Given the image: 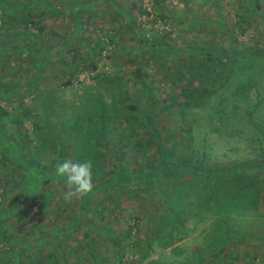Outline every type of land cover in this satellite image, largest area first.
Here are the masks:
<instances>
[{"label": "rangeland", "instance_id": "1", "mask_svg": "<svg viewBox=\"0 0 264 264\" xmlns=\"http://www.w3.org/2000/svg\"><path fill=\"white\" fill-rule=\"evenodd\" d=\"M40 1L45 3L40 10H46L40 13L44 31L33 25L28 30L23 20L4 21L3 6L0 7V26L7 22L10 39L24 33L23 39L15 40L29 48L0 49V107L11 113L0 114L7 118L3 136L7 141L11 136L23 139L21 132L25 129L11 118L22 105L32 111L31 117L25 119L27 135L35 136L37 131L40 135L35 154L18 149L24 165L36 167L40 174L52 165L79 159L81 154L74 141L85 132L86 125L80 128L83 123L94 116L92 105L99 108L100 102L108 110L116 106L122 109L115 115L117 121L103 116L108 123L103 143H94L91 136L80 139L85 144L81 148L84 155L76 161H92L93 189L71 203L63 198L64 181L53 176L39 192L34 191L28 183L32 170L21 168L22 161L15 156L5 157L0 152V259L7 264H22L19 261L28 259L23 264H195L202 254L207 257L203 259L206 264H264V168H259L264 155V69L257 72L258 81L244 94L233 93V89L251 70L242 72L235 66L228 80L220 85L227 76V49L264 46V0H257V8L255 0H162L154 3L155 7L154 0ZM115 1L123 5L125 13L119 11ZM83 2H90V8L78 20L67 4ZM133 3H141L150 12H140ZM133 22L140 23L143 31L138 26L130 27ZM108 33L120 40L116 48L123 43L131 48L130 52L105 56L103 50L101 57L93 58V45L104 42ZM149 33L162 38L163 48L158 53L148 49L145 42L138 43ZM106 47L114 46L109 43ZM193 50L194 63L199 58L205 69L216 68L219 72L204 74L197 68L193 71L218 90L203 104L190 103L187 107L184 105L189 102L180 91L189 86V70L183 67V76L179 77L175 65L176 56L185 62ZM46 51L49 58L45 60ZM74 52L81 55L78 66H86L72 73L77 67L71 62ZM255 61L257 67H264V58ZM139 65L147 71L144 77L131 74ZM193 81L192 87L198 83L195 77ZM152 95L158 96L157 102L146 104ZM257 100L261 102L254 107ZM131 101L137 103L139 112H152L155 126L141 114L125 111L122 103ZM44 102L46 119L43 126H38L42 121L38 110ZM216 108L224 110L221 120L217 116L209 120V112ZM75 110L82 115L78 130L72 127ZM33 117L38 119L37 124ZM94 121L100 119L94 117ZM139 138L143 143L134 149ZM158 141L172 147L174 155H181L182 160L169 157V169L159 179L134 182L118 176L115 182L105 183L117 160L126 169H136L149 161L159 164L162 154ZM187 159H201L199 163L204 168L233 164L236 172H242L241 163L248 159L249 167L236 177L245 178L250 190L257 191V205L245 199L244 208L226 213L217 205L224 202L231 188L218 183L215 174L193 173L185 167ZM103 170L108 174H102ZM178 185L184 194H179ZM239 192L243 193L241 186ZM206 196L211 201L200 205ZM24 198L27 203L36 201L33 212L15 211L6 217L4 209L20 207ZM43 200L49 202L45 204ZM106 229L113 232L111 235L119 244ZM165 233L171 236V243L166 246L160 243ZM54 240L60 242L59 254L64 255V260L60 256L57 262L49 263ZM145 249L148 254L141 258ZM96 257L101 259L95 263Z\"/></svg>", "mask_w": 264, "mask_h": 264}, {"label": "trees", "instance_id": "2", "mask_svg": "<svg viewBox=\"0 0 264 264\" xmlns=\"http://www.w3.org/2000/svg\"><path fill=\"white\" fill-rule=\"evenodd\" d=\"M162 0H154L153 2V6L155 7L154 3L159 2ZM91 2V1H90ZM90 2L88 4H84V2L82 4H76L73 5L72 3L67 4V8H69L70 11H73L74 13H76V18L79 20L80 15L83 11L87 10L90 8ZM45 4L44 2H41L40 0H19V1H12L9 2L7 0H0V7H2V13L1 15L3 16V20L7 22L9 21H21L23 20L24 22V26H27L28 30H31V25H33V27L35 26L38 31H44V26L41 23L40 20V13H44L45 11H41L40 10V5ZM115 5H117V7L119 8V11L122 13H125L123 5L118 3L117 1L114 2ZM79 5V6H78ZM52 5L48 4V7H51ZM74 6H78L77 9L74 8ZM255 8H257V6H259L257 0H255ZM138 8L140 10V12H147L149 13L150 11L144 7L143 5L138 4L136 5V3H133V8ZM38 14H39V18H38ZM127 14V13H126ZM33 15V17L31 16ZM8 17V19H7ZM130 17V16H129ZM131 20V19H130ZM1 25V31L2 32L0 34V49H10V48H18L21 51L25 50L28 51L29 48L27 45H25V43L23 42V44H18L16 43V40H21L23 39V35L24 33H22V36H16L15 34V39H10L9 37L11 36V33L9 32L11 30V28L7 25ZM140 23L134 24V22L130 25V27L135 28L136 26H138V28L141 29V31H143V28L139 25ZM26 29V30H27ZM244 28H242L243 30ZM21 31V30H19ZM14 33H12L13 35ZM134 38V37H133ZM237 37L234 36L233 39H236ZM11 40H13V44H11ZM161 40L162 38H159L156 35H150L149 36H145L142 38H139V45L144 44V42L146 43V46H148V49L153 50L154 53H158L162 48L163 45L161 44ZM120 42V40L115 39L114 35L111 33H108V36L106 37L104 42H97L96 45H93L92 49H91V56L94 58L95 56L101 57L102 56V51L105 50L106 54L105 56H111L114 55L115 53H121V51L125 50L130 52L129 50H131L130 47H126V45H124L122 43L120 48H116L115 44L116 42ZM112 43V46H114L113 48H108L106 47L107 44ZM105 48V49H104ZM166 50V49H164ZM197 51H204V52H209L211 53L210 50H204V49H195ZM193 50L191 52L188 53L187 59H185L186 61L183 62L181 61L179 56H176V72H177V76H183V67H186L189 71L187 72V76L189 77L188 80L190 83L194 82V77L197 78L198 83L196 85H194V87H192V84H188L189 86L186 87H182L181 91H180V95L185 96V98L188 100V105L187 102L185 103L187 106L189 107V104H203L204 102H206L207 97L208 96H212L214 93L217 92L218 87H214V85H212L210 83V81H203V78L201 77V74H198V72H194L193 68H197L198 71H200V73H204V74H213V73H218L219 71H217L216 68H208L205 69V67L202 65V63L200 62V59L197 58V63H194V58L193 56H195L196 51ZM168 51V49H167ZM228 54H230V60L228 65L226 66V77L224 78V80L222 81V83L220 85H223L227 80L230 74H232L233 69L235 66H237L239 71H247V70H251V72L248 74L247 76L241 80H239L236 84L235 87L233 89V93H241L244 94L246 92L247 88H251L252 86H254L256 84V82L258 81V75L257 72L261 71L264 69L263 66L257 67L256 65V58H264V46L257 48V49H249L246 50L245 48H231V49H227ZM170 52V51H169ZM176 54H179L178 51H176ZM80 53L79 52H74L73 56L71 58V62H73L77 67L75 68V70H72L71 72H77L82 68H85L86 64H83V67H79V63H80ZM104 56V55H103ZM43 58L46 60L47 58H49V52H45L43 54ZM92 59V58H91ZM131 59V56H130ZM66 60V59H64ZM92 63L93 67H96V63L92 60H90ZM67 62V61H66ZM68 71V70H65ZM131 74L133 76H137V77H144L147 74V71L145 69L142 68V66H136L133 71H131ZM257 75V76H256ZM208 82V83H207ZM6 89H8V86H5ZM189 87V88H188ZM6 91V90H5ZM174 93V92H173ZM1 95H6L5 93ZM118 99H120V101L122 100V98L119 96ZM158 96L152 95V97H149V102L147 101L146 104L149 105V103H155L157 102ZM97 101H99V98L97 99ZM261 102L259 100H257L256 104L254 107H256V105ZM44 105L46 106V103L44 102L43 106H41V108L38 110V114L41 116L42 120L41 122L38 123V119H35L33 117V122L35 124L38 123V126H43L44 125V121L46 119V117L44 116L45 112L44 111ZM78 105H76L77 107ZM123 108L125 109V111L127 113H130L132 115H136L139 116L140 114L142 115V117H146L145 119H147V123L150 124L152 126H155L153 118H152V112H146V113H141L139 112L138 109V105L135 101H131L130 103L127 104H123L122 103ZM75 107V109H76ZM98 107H95L94 105H92V114L94 116H91V113H89V115L91 116V120L90 122H84L83 125L80 127L83 129V127L86 125L87 128L85 130L84 133L77 135L78 137L76 138V140L74 141V147L77 148V153H80V157L83 158L84 152L81 148L85 147V144H81L80 143V139L84 136H88V137H92L94 139V143H103L104 142V130H105V126L108 124L106 122L103 121V116L104 118L107 117L108 119H112L113 122L117 121L118 116L115 117V115L121 111V106H116L114 109L112 110H108L106 109L105 105L103 103L98 102ZM163 108V107H161ZM234 108H236V106L234 105ZM123 109V110H124ZM184 109V107H183ZM120 110V111H119ZM97 111V112H95ZM75 119H73V126L71 124V126L73 128H77V130L79 129L78 126H80V118L82 117V115L80 113L77 114V111L75 110ZM224 112V110H218L216 109H212L211 112H209V120H212L213 117H216L220 119L221 114ZM0 114H11L9 111L4 110L2 107H0ZM32 115V111L25 107V106H21L20 111H17L14 115H12V119L15 121V123H17L19 125V128H24L25 131L21 132L22 135L21 137H23V139L19 140V137H12L10 140H6L3 136V131L5 130V126H6V120L7 118L3 119L0 117V152L5 155V157L8 156H15L16 158L22 161V163H20L21 168L27 169L30 168L33 172V174L31 175V177H29V181L28 183L33 187L34 191L39 192V189L42 187L43 184H46L49 180L50 177L53 176H57L56 172H55V168L53 167L54 165H52L49 169H46L44 171H42V173L39 174V170L34 167V166H30V167H26L24 165V157L22 158L18 156L17 152L18 149L19 151L23 152H30L32 153L33 151H36L39 147V145H36L35 142L36 140H39L38 138H40V135L38 134V131L35 132V134L37 135H27L26 132V128H25V119L30 118ZM98 115V116H96ZM94 117L98 118V120L100 119V121L95 122L94 121ZM221 120V119H220ZM94 121V123H93ZM100 123V125L98 126L97 124ZM215 128H217L215 126ZM219 128V127H218ZM155 129V127L153 128ZM155 131V130H154ZM189 131V130H188ZM156 133L158 134L159 131L156 130ZM19 136V135H18ZM35 138V140H33ZM101 138V139H100ZM120 138V137H117ZM26 139V140H25ZM137 140V139H136ZM34 142V143H33ZM143 142L140 140V138L135 141L134 145V149L139 148L140 144H142ZM139 146V147H138ZM157 148L158 151L162 154L161 155V161L159 164H154L153 162L149 161L147 163H141L140 166L138 168H131V169H126L124 167V165L122 164V162L120 160H117L116 163L113 164V167H111V169H109V174L107 170H103L101 171L102 174H108V177L106 178V184H111L113 182H115L118 178V176L120 178H123L124 180H134V182H138L140 180H144V179H159V177L164 173V171H166L168 168V163H169V157H172V159H174L175 161L177 160H182V157H180L181 155H174V152L172 151V147L167 148L161 141H158L157 144ZM8 149V150H7ZM7 150V151H6ZM35 154V152H33ZM64 153V152H63ZM76 153V154H77ZM22 154V153H21ZM79 157V156H78ZM79 157V159H81ZM33 158V159H32ZM35 158L32 156L31 160H34ZM75 158L76 160H79ZM248 159H245V161L243 163H241V167L240 169L242 170L239 172L235 171V165H223V166H216V167H212V168H204L201 166V159H195V161H191V160H186L185 163V167L189 170H193L195 174H204V175H213L215 174L216 178H218V183L223 184L225 183V185H228L230 190V193L228 192L225 196V200L222 204H218L217 206L222 207V209L226 212H232L233 210L237 209V208H244V200L245 199H251L253 202L256 203L257 205V201H258V197H257V191H251L250 187L247 185L248 182H245V178H242L241 180H237L238 177H236L237 175H239L240 173H244L243 171H245L249 165L247 162ZM261 163H259V168L263 169L264 168V155L262 157V159L260 160ZM255 162H258V159L255 160ZM54 168V169H53ZM42 174V175H41ZM39 175L41 176L39 178ZM58 179H60L61 181H64L63 177H59L57 176ZM217 180L215 179V182ZM119 182V180H118ZM187 182L188 179H187ZM247 183V184H246ZM17 184L19 185V183L17 182ZM252 185H255V183H252ZM179 187H177L179 194H184L183 191V187L178 185ZM241 188L243 189V193H238V189ZM23 188V186H22ZM245 189V190H244ZM187 194L188 191H190V186L189 183H187ZM213 193V192H212ZM31 196H33V193L30 194ZM214 195V194H213ZM26 198V197H25ZM24 198V199H25ZM228 200L227 204L225 203V201ZM211 198L209 196H206L203 200V202L200 204L202 205L205 202H210ZM42 202H44L45 204H47L49 202V200H43ZM214 203V202H213ZM36 204V201H30L29 203H27V200H23L20 204V207H16L14 208H10V209H4L5 212V216H10L11 214H15V211H18L17 213L20 214H26L27 212H31L33 210L34 205ZM1 210V209H0ZM3 212V210H2ZM33 212V211H32ZM75 221V220H74ZM73 221V223H74ZM75 225V223L73 224ZM133 226L130 225L129 226V230H131ZM106 232L108 234V236L112 237V240L116 241V244H119V242L115 239V237L113 235H111V231H109L108 229H106ZM53 234H56L54 232H52ZM12 236V235H11ZM162 237L161 240V244L166 246L168 244L171 243V236L169 233H165ZM42 242H44V240L42 239ZM54 244H55V249H53V251H50L49 253V263H55L57 262V260L60 258L62 260H64V255L63 254H59V251H61V249H59V247L61 246L59 241L54 240ZM62 253V251H61ZM218 253V252H217ZM15 254V253H14ZM142 257H145L148 252L145 249L144 252L142 253ZM123 254L121 252V255H119V257H121ZM42 258V257H41ZM207 257H205L202 254L198 255V258L195 260V264H206L203 262V259H205ZM101 258L100 257H96L95 263L97 261H99ZM27 261H30L29 259ZM27 261H19V263H28ZM38 261V260H37ZM8 262L6 261V263H4L3 260L0 259V264H7ZM77 264H80L79 262ZM125 264H128L127 262Z\"/></svg>", "mask_w": 264, "mask_h": 264}, {"label": "clouds", "instance_id": "3", "mask_svg": "<svg viewBox=\"0 0 264 264\" xmlns=\"http://www.w3.org/2000/svg\"><path fill=\"white\" fill-rule=\"evenodd\" d=\"M92 161L84 162L65 160L55 168L56 175L64 178L66 190L63 193L65 202L71 203L74 199L82 198L93 189Z\"/></svg>", "mask_w": 264, "mask_h": 264}]
</instances>
